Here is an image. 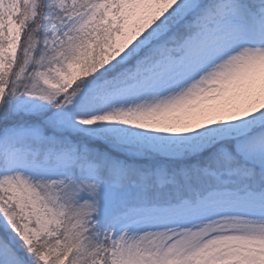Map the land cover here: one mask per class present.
<instances>
[{
	"label": "snow or ice",
	"instance_id": "obj_1",
	"mask_svg": "<svg viewBox=\"0 0 264 264\" xmlns=\"http://www.w3.org/2000/svg\"><path fill=\"white\" fill-rule=\"evenodd\" d=\"M0 264H264V0H0Z\"/></svg>",
	"mask_w": 264,
	"mask_h": 264
}]
</instances>
